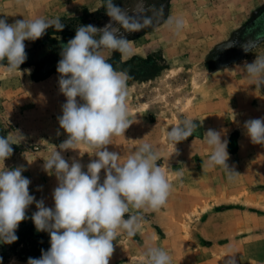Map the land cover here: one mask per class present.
Segmentation results:
<instances>
[{"label": "rangeland", "instance_id": "obj_1", "mask_svg": "<svg viewBox=\"0 0 264 264\" xmlns=\"http://www.w3.org/2000/svg\"><path fill=\"white\" fill-rule=\"evenodd\" d=\"M104 3L0 0V18L10 24L23 18L61 20L98 10ZM161 7L165 18L185 21L178 34L160 24L128 39L130 57L104 53L109 63L131 77L127 104L132 124L124 135L112 137L108 150L120 153L123 161L142 143L152 144L172 185L163 207L141 211L135 236L113 242L109 264H146L143 252L149 246L164 249L171 264H264V146L252 144L243 128L244 121L264 117V88L251 85L242 68L255 55H264V0H168ZM47 30L39 41H25L22 75L0 66V136L14 143L5 166H23L22 175L31 181L30 194L52 207L57 181L42 166L67 138L57 120L66 98L59 92V74L39 80L33 64L47 60L52 46L66 44L75 35H50ZM253 38L259 44L245 53L242 47ZM54 61L45 63L43 70ZM184 118L194 119L198 131L178 143L175 152L166 133ZM209 128L226 130L227 163L239 174L233 180L222 168L206 166L211 150L203 134ZM78 147L81 153L69 150L62 155L85 166L95 159L92 149ZM35 211L33 203L27 215ZM20 225L28 228L23 230L28 244L18 243L21 234L16 231V242L0 243V264H27L29 257L39 258L33 222L26 219ZM39 234L49 243L48 233Z\"/></svg>", "mask_w": 264, "mask_h": 264}, {"label": "clouds", "instance_id": "obj_2", "mask_svg": "<svg viewBox=\"0 0 264 264\" xmlns=\"http://www.w3.org/2000/svg\"><path fill=\"white\" fill-rule=\"evenodd\" d=\"M104 9L110 18L107 25H81L75 36L61 46L56 71L59 92L66 100L57 120L67 138L44 159L42 166L57 181L52 207L46 206L43 198L37 200L30 194L31 181L22 175L26 170L23 166H5L14 143L0 136V243L16 242V231L26 219H31L37 232L50 236V247L41 249L39 258L29 257L27 264H109L113 242L135 236L143 219L141 211H158L171 192L166 171L157 163L159 151L152 144L142 143L123 161L120 153L108 150L112 137L124 135L132 124L127 104V81L131 77L127 70H117L109 63L104 53L119 52L121 57H130L132 41L126 33L166 24L178 34L185 21L165 18L162 7L133 13L116 0H105ZM49 27L62 31L64 25L59 18H23L11 24L6 17L0 18V66L8 73L19 71L22 75L20 66L27 60L25 41L42 38ZM258 44L253 38L242 50L250 53ZM242 68L251 85L264 88V55H255ZM194 121L184 118L168 129L167 140L175 152L178 143L198 131ZM243 128L252 144L264 146V117L244 121ZM225 137L226 130L212 128L203 134L211 150L206 166L222 168L233 180L239 174L227 163L229 141ZM81 145L92 149L90 156L95 157L86 166L75 157L69 161L62 155L69 150L80 152ZM33 203L36 211L29 217L27 210ZM143 256L146 264H171L170 255L160 247H147Z\"/></svg>", "mask_w": 264, "mask_h": 264}, {"label": "trees", "instance_id": "obj_3", "mask_svg": "<svg viewBox=\"0 0 264 264\" xmlns=\"http://www.w3.org/2000/svg\"><path fill=\"white\" fill-rule=\"evenodd\" d=\"M166 1L168 0H116L117 3L121 4L125 9L133 13H143L147 10H150L152 7L159 9L163 5V3ZM109 20L110 18L106 15L104 7L98 10H95V11L86 10L82 15L61 19L60 22L64 25L63 30L57 31L54 27H49L47 30V34L59 36L63 33H71L75 35V31L77 27L81 25L92 24L94 26L103 28L105 25L109 23ZM151 28L152 27H147L138 32L126 33V37L127 39L137 38L143 35L144 33L150 31ZM40 39H38V41ZM29 43H32V42H29ZM39 45L42 46V44H39ZM61 46L62 45L52 46V51L50 55L48 56L47 60L33 64L34 73L37 79L41 80V79L46 78L51 73H57L56 67H57V63L59 59L61 58L60 57ZM51 56H55L56 60L54 61V59ZM51 59L52 61L55 62V64L51 67H46V69L43 70L44 64L51 61ZM24 228L28 229L27 227H23L22 225H19L17 229L19 234H21V241L18 242L20 244H22L23 241L26 239L27 232H23ZM32 237H36L37 239H39L40 244L37 246V249L40 253H41V249L46 251L50 247V243H44V241L41 240L42 235H40L39 232L35 231V235H33ZM25 243L28 244L27 240H25ZM40 255L41 254H38L39 257Z\"/></svg>", "mask_w": 264, "mask_h": 264}]
</instances>
